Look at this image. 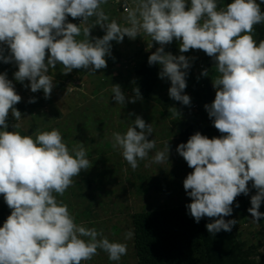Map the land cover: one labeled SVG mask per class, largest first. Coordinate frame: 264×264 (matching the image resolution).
I'll list each match as a JSON object with an SVG mask.
<instances>
[{
	"label": "clouds",
	"instance_id": "9594fccd",
	"mask_svg": "<svg viewBox=\"0 0 264 264\" xmlns=\"http://www.w3.org/2000/svg\"><path fill=\"white\" fill-rule=\"evenodd\" d=\"M107 0H0V61L15 63L14 79L26 84L31 92L43 91L50 98L54 83L48 74L57 64L64 74L73 69L97 70L107 67L111 42L120 43L127 36L135 39L141 34L159 45L148 57V64L159 65V78H167L172 100L188 106L185 94L190 58L173 55L165 46L180 41L179 52L202 50L215 61L220 76L213 81L215 98L204 108L220 136L209 138L196 132L186 143L177 146V153L193 169L183 181L191 202L188 214L199 223L204 217L210 234L232 230L235 219L233 204L241 194H249V182L256 189L248 209L252 221L259 223L264 213V40L257 44L254 26L264 23L260 4L264 0H233L219 8L217 0H136L126 9L129 26L121 27L108 21L101 5ZM81 19L80 24L68 21ZM95 16L96 25L105 30L102 38L91 37L86 26ZM83 34L84 39L76 37ZM202 76H209L207 69ZM128 102L141 98L139 89ZM112 98L124 105L126 96L121 86H112ZM22 97L16 92L7 73H0V195L11 210L0 227V264H81L97 254L108 253L109 259L119 261L126 254L123 243L110 242L94 228L75 223L68 206L58 201L73 184V178L92 163L87 159L83 143L71 152L59 130L38 133L35 138L8 131L7 118L11 112L16 123L22 113L15 107ZM30 98L29 103H35ZM173 115L179 112L171 107ZM152 124L136 116L124 134L113 133V148L132 169L138 160H145L156 147L149 140ZM170 146L157 151L153 163L169 160ZM235 207H239L236 203ZM131 231L126 238H131ZM82 237H87V240ZM98 237H102L99 238Z\"/></svg>",
	"mask_w": 264,
	"mask_h": 264
},
{
	"label": "rangeland",
	"instance_id": "374dc122",
	"mask_svg": "<svg viewBox=\"0 0 264 264\" xmlns=\"http://www.w3.org/2000/svg\"><path fill=\"white\" fill-rule=\"evenodd\" d=\"M136 0H107L101 5L108 21L115 20L121 27L129 26L128 15L122 9L127 3L129 9L135 6ZM233 0H217L218 10ZM260 3V0H257ZM261 11L263 4H260ZM96 17L89 18L86 26L91 27L90 36L102 38L105 30L96 25ZM68 21L80 24L81 19ZM254 37V36H253ZM84 39L83 34L76 37L77 41ZM255 39V38H254ZM256 40V39H255ZM257 42V41H256ZM151 38L141 34L135 39L127 36L120 43L111 42V55L106 57L107 67L97 70L94 75L91 69H73L64 74L62 65L49 69L53 77L54 87L50 98H45L42 90L33 93L23 83L14 79L17 71L15 63L0 61V73H7L12 80L16 92L22 97L15 107L22 113V119L17 123L20 127L13 128L16 123L11 112L7 118L8 131H17L24 136H35L44 131L59 130L63 142L70 152L78 143H83L87 159L92 163L88 170H82L79 176L73 178V184L62 196L56 195L58 201L68 206L75 223L86 228H94L110 242L123 243L127 252L119 261L109 259L108 253L98 249L91 260L81 264H138L134 249V216L149 214L156 211L179 208L191 202L187 196L183 181L193 169L189 168L185 160L177 153L176 148L181 144L183 135L200 132L212 138L222 135L213 126L203 103L194 99L191 84L194 80L209 84L214 95L216 89L213 81L220 76L215 61L202 50L179 52L180 41L173 40L165 46L166 52L173 55H185L190 58L191 66L186 77L185 94L191 98L188 106L170 98L168 89L171 86L167 78H159L160 66L156 65V82L152 91L141 95L135 103L128 100L135 97L133 86L140 79L137 74L140 65L148 63V57L159 47ZM4 55H8L7 46ZM209 71V76H202L203 70ZM118 84L126 96L124 105L117 104L112 98V86ZM35 103H29L30 98ZM214 100V99H213ZM211 100L208 104H211ZM171 107H175L178 115H173ZM136 116H140L148 124H152L153 133L149 140H155L156 147L145 160H138V167L134 170L122 156V150L113 148V133L124 134ZM0 130H3L0 128ZM169 143V160L157 164L152 157L157 151H163ZM249 194H241L233 204V213L227 220L235 219L237 223L232 227L237 240L245 245L251 253V260L255 264H264V217L259 223L252 221L248 212L251 207V196L256 189L249 182ZM238 203L239 207H235ZM3 201L0 198V209ZM260 212L264 213V202ZM5 220H0L2 227ZM131 231L133 236L126 238ZM102 237H98L102 238ZM87 240V237H82Z\"/></svg>",
	"mask_w": 264,
	"mask_h": 264
},
{
	"label": "trees",
	"instance_id": "16d2710c",
	"mask_svg": "<svg viewBox=\"0 0 264 264\" xmlns=\"http://www.w3.org/2000/svg\"><path fill=\"white\" fill-rule=\"evenodd\" d=\"M253 36L257 44L264 40V23L254 26ZM155 67L147 62L140 65L137 72L140 79L133 91L138 88L141 95L152 91L156 82ZM191 92L194 99L203 104L215 98L208 83L203 85L194 80ZM191 135H183L181 142L186 143ZM0 198L3 201L0 220H6L11 210L2 195ZM211 222L212 219L204 217L196 223L186 206L134 216L138 264H255L250 251L237 240L233 230L210 234L206 224Z\"/></svg>",
	"mask_w": 264,
	"mask_h": 264
},
{
	"label": "built area",
	"instance_id": "2783aa9c",
	"mask_svg": "<svg viewBox=\"0 0 264 264\" xmlns=\"http://www.w3.org/2000/svg\"><path fill=\"white\" fill-rule=\"evenodd\" d=\"M122 9L124 12H127L126 9H129V6L127 3L122 4Z\"/></svg>",
	"mask_w": 264,
	"mask_h": 264
}]
</instances>
